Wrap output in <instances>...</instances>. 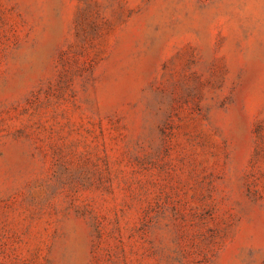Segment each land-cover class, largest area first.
Wrapping results in <instances>:
<instances>
[{"label":"rangeland","instance_id":"obj_1","mask_svg":"<svg viewBox=\"0 0 264 264\" xmlns=\"http://www.w3.org/2000/svg\"><path fill=\"white\" fill-rule=\"evenodd\" d=\"M0 264H264V0H0Z\"/></svg>","mask_w":264,"mask_h":264}]
</instances>
